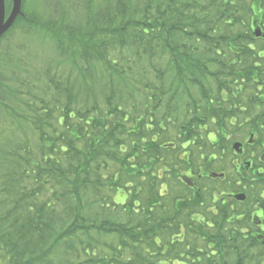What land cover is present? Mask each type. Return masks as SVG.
Returning a JSON list of instances; mask_svg holds the SVG:
<instances>
[{"label":"trees","instance_id":"trees-1","mask_svg":"<svg viewBox=\"0 0 264 264\" xmlns=\"http://www.w3.org/2000/svg\"><path fill=\"white\" fill-rule=\"evenodd\" d=\"M51 2L0 41V264H264V0Z\"/></svg>","mask_w":264,"mask_h":264},{"label":"rangeland","instance_id":"rangeland-1","mask_svg":"<svg viewBox=\"0 0 264 264\" xmlns=\"http://www.w3.org/2000/svg\"><path fill=\"white\" fill-rule=\"evenodd\" d=\"M51 3H52L51 0H28L27 3H26V8H25L26 14L28 16H30V17H34V16L35 17H49V14L51 13ZM20 23H22V20H21ZM19 27L20 26H17V28H19ZM12 34H13V36H12ZM12 34L10 35V37L14 41H12L10 39V37H9V39L7 41H11V43L13 45L16 43L18 47L21 46L23 48V50L26 52V48H27L26 46H28L29 42L27 40L25 42H22L23 38L21 37V35H19V34H22L20 29L15 31V32H13ZM208 129H211V127H208ZM237 137H238V139H232V140H230L229 143H228V141L224 142L226 151L227 150L229 151V155L227 157V159H229V161L234 160L235 158H237V155H238V154L235 155L236 153L234 152L233 148L231 147L233 145V143L238 141V142H240L241 144H243L245 146V144H246L245 142L248 141L246 139V135L238 134ZM250 150H252V149L249 148L246 151H247V153H251L252 154L253 152H251ZM241 164H243V163L241 162ZM219 166H221V165H219ZM225 166L227 167V169L225 170V172L228 174L227 179L228 178L229 179H239V178L233 176V172H234L233 167L230 168L229 164L225 165ZM260 188L262 190H264L263 184H261ZM226 189H227L226 191H231L230 187H227ZM239 192L244 193L243 191H239ZM115 199L116 200H121V197L118 195Z\"/></svg>","mask_w":264,"mask_h":264},{"label":"water","instance_id":"water-1","mask_svg":"<svg viewBox=\"0 0 264 264\" xmlns=\"http://www.w3.org/2000/svg\"><path fill=\"white\" fill-rule=\"evenodd\" d=\"M3 0H0V37L1 35L6 32L8 30V28L11 26V24L14 22L16 15L19 13L20 11V0H13V6L11 9V13L9 15V17H7L6 20H4V15H3ZM255 34L257 36L261 35V32L259 29L256 30ZM250 141V140H249ZM241 147L242 144L238 141H236L235 143H233L232 148L236 153H240L241 152ZM246 165H249V163L247 162ZM210 177L212 178H216V177H222V174H218L215 172H211L210 173ZM186 183L187 179L184 178L183 179ZM233 197L237 200V201H243L246 198V195L244 193H236L233 195Z\"/></svg>","mask_w":264,"mask_h":264},{"label":"flooded vegetation","instance_id":"flooded-vegetation-1","mask_svg":"<svg viewBox=\"0 0 264 264\" xmlns=\"http://www.w3.org/2000/svg\"><path fill=\"white\" fill-rule=\"evenodd\" d=\"M11 8H12V0H3V14H4V20H6L7 19V17H9V15H10V11H11ZM26 8V7H25ZM16 17H30V16H28L27 14H22V15H20V14H18ZM35 17V16H34ZM17 20V19H16ZM14 24H15V22H13L12 23V25L8 28V30L0 37V41H1V39H5V37H6V35L8 34V32L13 28V26H14ZM248 144H251L250 142L248 143ZM243 151H244V145L242 144V147H241V152L240 153H238V156L239 157H237V158H235L234 160H233V164H234V166L237 168V170H239V168H241V166H243L242 164H241V162L243 163L244 162V160L242 159V157H243V155H242V153H243ZM250 155H252V154H250ZM250 165V164H249ZM249 165H245L247 168L249 167Z\"/></svg>","mask_w":264,"mask_h":264}]
</instances>
